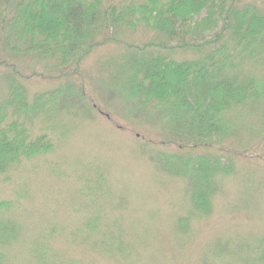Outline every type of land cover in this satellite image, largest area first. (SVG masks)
<instances>
[{"label":"trees","instance_id":"16d2710c","mask_svg":"<svg viewBox=\"0 0 264 264\" xmlns=\"http://www.w3.org/2000/svg\"><path fill=\"white\" fill-rule=\"evenodd\" d=\"M136 35L146 38L134 42ZM102 47L113 50L96 61L98 77L90 84L96 94L99 85L111 89L120 110L97 94L104 108H112L102 110L83 86L82 63ZM263 65L259 0H0V183L22 160L53 150L50 137L31 136L27 124L40 119L57 130L60 104L85 101L111 122L116 113L159 128L158 142L147 144L205 151L168 161L180 175H193V206L205 216L215 174L233 173L232 162L209 150L236 154L238 141L224 146L234 138L230 119L261 117ZM35 79L59 87L29 96L26 84ZM153 114L160 124L148 120ZM6 206L0 203V211ZM258 264H264V252Z\"/></svg>","mask_w":264,"mask_h":264},{"label":"rangeland","instance_id":"374dc122","mask_svg":"<svg viewBox=\"0 0 264 264\" xmlns=\"http://www.w3.org/2000/svg\"><path fill=\"white\" fill-rule=\"evenodd\" d=\"M112 50L99 48L82 63L85 91L108 112L120 110L119 99L97 86L111 106L104 108L90 82L96 61ZM263 68L258 74L264 77ZM57 87L39 79L26 84L29 96ZM86 106L62 102L57 130L40 119L27 124L31 136L47 134L53 150L22 160L0 183V203L8 205L0 211L6 223H0L1 264H258L264 252V102L261 117L230 119L234 138L224 146L240 138L241 145L232 146L236 154L209 150L232 162L233 173L215 174L205 216L193 206V175L184 177L168 164L169 156L205 151L147 144L158 142L159 128L123 121L116 113L111 122ZM153 115L148 120L159 123Z\"/></svg>","mask_w":264,"mask_h":264}]
</instances>
